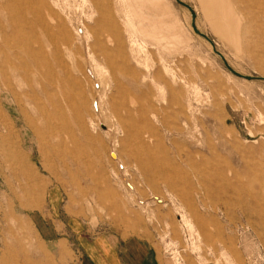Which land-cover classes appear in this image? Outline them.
<instances>
[{"label":"rangeland","instance_id":"rangeland-1","mask_svg":"<svg viewBox=\"0 0 264 264\" xmlns=\"http://www.w3.org/2000/svg\"><path fill=\"white\" fill-rule=\"evenodd\" d=\"M37 1L0 0V264H71L73 232L264 264V80L175 0ZM181 1L264 77V0Z\"/></svg>","mask_w":264,"mask_h":264},{"label":"crops","instance_id":"crops-1","mask_svg":"<svg viewBox=\"0 0 264 264\" xmlns=\"http://www.w3.org/2000/svg\"><path fill=\"white\" fill-rule=\"evenodd\" d=\"M67 238L76 248V258L71 264H159L155 254L137 239L121 240L109 235L88 236L76 232ZM60 241L66 242L62 239L57 242Z\"/></svg>","mask_w":264,"mask_h":264},{"label":"bare ground","instance_id":"bare-ground-1","mask_svg":"<svg viewBox=\"0 0 264 264\" xmlns=\"http://www.w3.org/2000/svg\"><path fill=\"white\" fill-rule=\"evenodd\" d=\"M233 1H235V0H232V2ZM255 1V0H254ZM4 2V1H3ZM20 2H22L23 4H25V6H27V7H29L32 11H41V9H42V7L39 5L38 6V1L37 0H20ZM91 2V1H90ZM236 2V1H235ZM240 2V1H239ZM96 3V2H95ZM236 3H238V2H236ZM256 3V2H255ZM92 5H93V2H92ZM234 5V4H233ZM232 5V6H233ZM0 6H2L1 4H0ZM26 7V8H27ZM235 7H239V6H235ZM24 8V7H23ZM22 8V9H23ZM242 8V6H240L239 7V9H241ZM244 8V7H243ZM193 9V8H192ZM236 9V8H235ZM245 9V8H244ZM1 10V9H0ZM21 10V9H20ZM28 10V9H27ZM22 11V10H21ZM23 11H24V9H23ZM240 11V10H239ZM242 11V10H241ZM240 11V12H241ZM37 12V13H38ZM239 12V13H240ZM36 13V14H37ZM18 14V13H17ZM22 14H24V13H22ZM29 14H31V13H29ZM57 14V13H56ZM11 15V14H10ZM9 15V16H10ZM21 15V14H20ZM19 15V16H20ZM32 15V14H31ZM38 15V14H37ZM241 15V14H240ZM244 16V15H243ZM242 16V17H243ZM253 16V15H252ZM24 17V16H23ZM55 17V16H54ZM254 17V16H253ZM25 18V17H24ZM60 18H61V16H60ZM246 18H247V15H246ZM17 19H19L18 17H17ZM21 19V18H20ZM20 19H19V21H20ZM44 19H46V18H43V20ZM243 19H244V17H243ZM248 19H249V17H248ZM250 19H251V16H250ZM42 20V21H43ZM53 20H54V18H53ZM16 21V20H15ZM22 21H24V20H22ZM33 21V20H32ZM31 21V22H32ZM42 21H40V19H39V25L41 26V29H42V32H43V35H44V37H45V39H46V41H45V45H47V46H50V45H52L51 44V35L49 34V31H50V29H51V26H49V25H47L48 23H50V20H49V22H47V23H43ZM61 21V20H60ZM59 21V22H60ZM21 22V21H20ZM27 22V21H26ZM53 22H55V21H53ZM22 23H24V22H22ZM29 23V22H28ZM26 24V23H25ZM33 24H34V21H33ZM55 25V24H54ZM196 25V24H195ZM250 25V24H249ZM191 26V25H190ZM197 27V26H196ZM192 28V27H191ZM264 30V29H263ZM76 32H78V31H76ZM20 34H21V32H20ZM31 34V33H30ZM70 34V33H69ZM264 33H261V35H263ZM71 35V34H70ZM80 35H81V33H80ZM25 37V36H24ZM82 37V36H81ZM64 43V42H63ZM209 44V43H208ZM3 45V44H2ZM210 45V44H209ZM109 47V46H108ZM16 48V47H15ZM212 48V47H211ZM122 55V54H121ZM226 59V58H225ZM227 61V60H226ZM231 66V65H230ZM232 67V66H231ZM234 69V68H233ZM89 74H90V76H92V72H91V70H89V72H88ZM240 73V72H239ZM1 77V76H0ZM259 77H261V76H259ZM65 78V77H64ZM5 79V78H4ZM8 79V78H7ZM6 80V79H5ZM3 81V80H2ZM5 82V81H4ZM7 82V81H6ZM4 84V83H3ZM6 85V84H5ZM8 85V84H7ZM4 87V86H3ZM7 87V86H6ZM121 88V87H120ZM219 88V87H218ZM116 89V88H115ZM44 90H45V88H44ZM194 90V89H193ZM128 91V90H127ZM45 92V91H44ZM125 92V91H124ZM120 93V92H119ZM32 95H34V94H32ZM137 97V96H136ZM140 97V96H139ZM198 97V96H197ZM33 98H35V96L33 97ZM30 99V98H29ZM30 100H32V98L30 99ZM198 100V99H197ZM58 101V100H57ZM139 101H141V100H139ZM96 107H97V103H96ZM119 107V106H118ZM168 108V107H167ZM60 109V108H59ZM139 109V108H138ZM127 110V109H126ZM172 112V111H171ZM144 117V116H143ZM130 120V119H129ZM148 121V120H147ZM55 124V123H54ZM162 124V123H161ZM49 126V125H48ZM34 133V132H33ZM40 135H42V134H40ZM44 136V135H43ZM145 136H147L148 137V134H146ZM9 137V136H8ZM61 138V137H60ZM72 138V137H71ZM149 138V137H148ZM219 139H221V138H219ZM143 141H145V140H143ZM221 141V140H220ZM63 143V142H62ZM64 144V143H63ZM206 145H207V143H205ZM57 146H59V145H57ZM15 147V146H14ZM13 147V148H14ZM58 148V147H57ZM75 147H73V149H74ZM78 148V147H77ZM209 148V147H208ZM210 148H213L212 146L210 147ZM209 148V149H210ZM67 149V148H66ZM13 150H15V148L13 149ZM12 150V151H13ZM69 151H71L70 149H69ZM74 151V150H73ZM214 151V150H213ZM18 152H20V151H18ZM215 152V151H214ZM60 153V152H59ZM82 153V152H81ZM209 153V152H208ZM50 154V153H49ZM188 154V153H187ZM190 154V153H189ZM200 155V154H199ZM113 157H114V155H112ZM185 156V155H184ZM189 156H191V155H189ZM214 156V155H213ZM193 157V156H192ZM184 158V157H183ZM187 159V158H186ZM191 159V158H190ZM195 160V159H194ZM190 161V160H189ZM189 161H188V164H189ZM184 162V161H183ZM194 162V161H193ZM196 163H197V161H195ZM192 165V164H191ZM197 165V164H196ZM195 165V166H196ZM190 167V166H189ZM225 167V166H224ZM219 169V168H218ZM145 170V169H144ZM205 170V169H204ZM147 171V170H146ZM174 175L176 174V175H178L179 176V173H180V171L177 169V167L176 168H174ZM222 171V170H221ZM173 175V176H174ZM239 177V176H238ZM174 179V178H173ZM228 179V178H227ZM176 182V181H175ZM179 182V181H178ZM237 182V181H236ZM177 183V182H176ZM238 184H239V182H237ZM173 188L176 186V184L174 185V183L171 185ZM240 186V185H239ZM29 187V186H28ZM232 187V186H231ZM238 187V186H237ZM243 187H245L244 185H243ZM245 189H247V188H245ZM205 190H207L206 188H205ZM213 191V190H212ZM250 191V190H249ZM203 192V191H202ZM245 192V191H244ZM206 194H207V191H206ZM249 194V193H248ZM179 195V194H178ZM181 195V194H180ZM237 195V194H236ZM247 195V194H246ZM213 196V195H212ZM214 197H215V195H214ZM213 197V198H214ZM251 197V196H250ZM246 199V198H245ZM186 201V200H185ZM224 201V200H223ZM253 205H255V204H253ZM192 206V205H191ZM256 207V206H255ZM192 208V207H191ZM173 210V209H172ZM182 217V216H181Z\"/></svg>","mask_w":264,"mask_h":264},{"label":"water","instance_id":"water-1","mask_svg":"<svg viewBox=\"0 0 264 264\" xmlns=\"http://www.w3.org/2000/svg\"><path fill=\"white\" fill-rule=\"evenodd\" d=\"M178 4H180L181 6L185 7L189 13H190V16H191V27H192V30L195 34H197L198 36L202 37L205 41H207L210 46L212 47V51L222 60L223 62V65L225 66V68L231 73L233 74L234 76L236 77H239V78H243V79H246V80H252V79H259V80H264V77H259V76H250V75H245V74H242V73H239L238 71H236L235 69H233L230 64L226 61L224 55L218 51L215 47V44H214V41L208 37V35H206L205 33L201 32L195 25V12L194 10L192 9V7L181 1V0H175ZM102 128L104 127V125L101 126Z\"/></svg>","mask_w":264,"mask_h":264}]
</instances>
